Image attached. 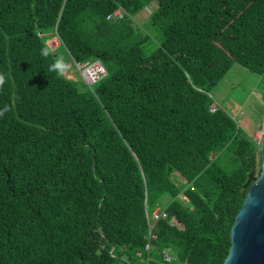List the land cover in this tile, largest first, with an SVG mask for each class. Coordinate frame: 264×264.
<instances>
[{"label": "trees", "instance_id": "16d2710c", "mask_svg": "<svg viewBox=\"0 0 264 264\" xmlns=\"http://www.w3.org/2000/svg\"><path fill=\"white\" fill-rule=\"evenodd\" d=\"M151 1L0 0V264L223 263L260 142L210 92L234 62L264 71V0H154L146 53ZM55 32L106 74L50 72Z\"/></svg>", "mask_w": 264, "mask_h": 264}, {"label": "rangeland", "instance_id": "374dc122", "mask_svg": "<svg viewBox=\"0 0 264 264\" xmlns=\"http://www.w3.org/2000/svg\"><path fill=\"white\" fill-rule=\"evenodd\" d=\"M155 7L156 2L153 0L132 17L138 27L151 37L150 42L145 47L146 53L153 50L159 43L158 30L155 26L149 25L148 21V16ZM53 50L55 54L63 55L71 63L70 71L64 76L76 81L78 85L86 84L77 65L68 57L63 48L57 46ZM210 95L213 102L225 109L244 132L252 135L257 142H260L261 133L264 129V71L254 72L241 66L238 62H234L228 72L211 90ZM171 179L180 188L185 184L184 179L176 173L171 176ZM171 225L180 231L181 226L178 222L171 223Z\"/></svg>", "mask_w": 264, "mask_h": 264}, {"label": "water", "instance_id": "95a60500", "mask_svg": "<svg viewBox=\"0 0 264 264\" xmlns=\"http://www.w3.org/2000/svg\"><path fill=\"white\" fill-rule=\"evenodd\" d=\"M260 172L251 182L230 228V246L222 264H264V129L260 139Z\"/></svg>", "mask_w": 264, "mask_h": 264}, {"label": "built area", "instance_id": "2783aa9c", "mask_svg": "<svg viewBox=\"0 0 264 264\" xmlns=\"http://www.w3.org/2000/svg\"><path fill=\"white\" fill-rule=\"evenodd\" d=\"M123 13H124V10L121 7H119L117 9H115L113 12H111L110 14H108L106 16V18L109 20L120 19V18H122ZM45 42L52 49L59 46V44H60V40H59L56 32L53 33L50 37H48ZM75 64L77 65L78 70L80 71V74H81L83 80L88 85L94 84L96 81H98L100 78H102L106 74V70H105L103 64L98 59L87 61V62L82 63V64H78V63H75ZM165 216H166L165 211L163 209H159V208L154 209L147 216L148 235L149 236L152 235L151 230L153 227V222L160 219V218H164ZM174 222H177V221L174 218H171L170 224L174 223ZM149 247H150V244L148 242L145 244V249L148 250ZM163 259L166 262V264H171V260H173L174 257L171 255L169 249H165L163 251Z\"/></svg>", "mask_w": 264, "mask_h": 264}, {"label": "clouds", "instance_id": "9594fccd", "mask_svg": "<svg viewBox=\"0 0 264 264\" xmlns=\"http://www.w3.org/2000/svg\"><path fill=\"white\" fill-rule=\"evenodd\" d=\"M40 54L44 58L55 55L54 62L49 65V71L57 74L58 77H63L71 69V63L63 56L55 54L54 50L47 44L43 46L40 50ZM7 83L6 75L0 73V90L3 89L4 85ZM11 111V107L5 105L4 108L0 109V118L4 117L7 112Z\"/></svg>", "mask_w": 264, "mask_h": 264}]
</instances>
